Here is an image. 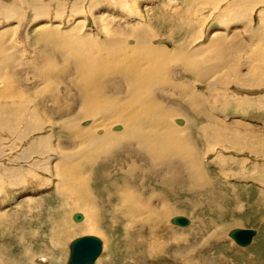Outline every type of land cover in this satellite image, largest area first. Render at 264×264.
Masks as SVG:
<instances>
[{
  "label": "bare ground",
  "instance_id": "bare-ground-1",
  "mask_svg": "<svg viewBox=\"0 0 264 264\" xmlns=\"http://www.w3.org/2000/svg\"><path fill=\"white\" fill-rule=\"evenodd\" d=\"M112 1L120 5L123 2ZM219 1L226 0H216L217 4ZM254 1H227V11L217 16L226 20L231 15L226 23H245L240 27L227 24V29L212 33L211 25L204 30L203 23L200 31L186 16L190 3H171V8L164 7L158 18L151 17L168 26L170 35L175 31L180 35L181 43L169 48L155 43L158 34L149 24L153 21L121 23L132 15L140 19L136 8L129 15L121 11L115 14L110 7L113 17L93 14L98 5L111 4L110 0L86 2L89 13L75 20L71 28L66 27L70 28H65L66 32L64 27L60 30L62 23L54 25L51 19H73L82 12L84 0H0V193L29 184H53L57 210L64 212L65 221L73 210H78L75 219L82 221L69 228L67 223L60 226L55 222L51 233L58 239L75 231L96 236L99 253L91 264L108 263L99 257L103 242L107 243L103 220L124 223L120 227L126 237L133 233L135 240L129 241L131 247L128 245L125 254L131 264H220L222 255L219 262L214 255L200 260L193 258L198 251L189 248L190 244L184 245L190 243L187 232L193 231L197 238L212 226L196 219V227L193 223L189 229L180 230L174 227L177 225L171 226L170 220L174 214H189V226L196 217L195 208L200 210L201 206L225 212L221 206L225 196L223 199L220 190L216 192L220 179L210 178L204 170L202 151H214L224 142L238 152L256 145V153L264 149L257 130L249 129L242 119H226L224 115L233 104L234 113L264 104V94H229L232 85L260 87L264 83L256 77L259 72H244L237 59L238 65L232 61L238 53L246 58L245 47L252 46L246 44L247 39L251 42L248 44H264V37H255L259 33L263 36L264 12L256 13L259 30L251 29ZM178 4L181 8L177 11ZM91 15L94 29L88 27ZM193 42L201 43L190 48ZM25 46L27 51L35 49L32 57H24L21 50ZM251 58L264 60V47ZM56 131L66 137H58ZM194 135L205 146L199 147ZM208 145L210 150H206ZM44 173L50 177L45 178ZM92 179L97 190L91 186ZM173 187L178 188V198L185 192L196 199L199 192L206 191L204 202L188 198L173 202L165 194ZM260 192L264 195L262 187ZM212 224L209 239L219 242L225 228L219 221ZM22 228L18 226L20 232L8 235H22ZM241 229L253 231L249 242L238 245L247 246L256 230ZM0 263L8 264L3 260Z\"/></svg>",
  "mask_w": 264,
  "mask_h": 264
},
{
  "label": "rangeland",
  "instance_id": "rangeland-1",
  "mask_svg": "<svg viewBox=\"0 0 264 264\" xmlns=\"http://www.w3.org/2000/svg\"><path fill=\"white\" fill-rule=\"evenodd\" d=\"M84 1L85 2H81L82 12L78 13L77 16H74L73 17L74 20L72 18L69 20L67 16L64 19H63L64 16L63 17L56 16V18L51 19L53 20L54 25L62 23L59 25L60 30L64 27L63 30L64 32H66V30L70 29L74 25L75 20L76 21L81 20L85 16H87V13H89V10L87 8L86 2H88L89 0L88 1L84 0ZM110 1H111V4L110 2L109 3L103 2L100 4L101 6L98 5L97 8L94 9L93 14L94 15L102 14L104 17L110 15V17H113L114 15L113 12L117 14L118 12L121 11V13L124 12L126 13V15H129L127 13H132L135 10L137 11V9H138L137 12L141 13V14L139 13V15L142 16L140 19H138L136 16H133V15L129 19L128 18L126 19L125 17V20L121 21L123 25L125 24L127 25L128 23L133 24V25L136 23H143V22H144L143 24L149 23L153 21L154 18H158L160 15H162L160 13H162V9H164V7L165 8L167 7V10H169L171 8L170 6L171 3L172 4L179 3V1L187 2V4L190 3L191 6L189 4L187 5L186 16H189L190 19L193 20V22L197 25L199 29L202 27L203 23H204V27H203L204 30L208 24L211 25L212 27L211 33L212 31L216 29H219V30L225 29L227 24L229 25V27L230 26L232 27L234 25H236L237 27H240L239 26L241 25L240 23L242 24L245 23V20H242V22L238 20V21H233L231 23H226V21L229 22V20H231L232 18L231 15H229L228 16L229 18L227 17L226 20H222V18L217 16L219 12L227 11V10H224L226 8L224 4L227 5L230 1H234V0H230V1L226 0L224 2L219 1L218 3L219 5L217 4L216 0L206 1V4L204 3L205 1L203 2V0H193V2L192 0L191 1L177 0V2L175 0H130V1L123 0V2H121V5L123 4L122 6L120 4H115L116 2L113 3L112 0ZM207 2H208L209 7L207 6ZM164 4L166 6H164ZM252 4L251 5L253 7H251V10H250V17H251L253 24H252L251 29L253 28L254 30V27H255V29L257 30L258 29L257 27L259 26L257 24H260V23L257 19L256 13H258L259 11L264 12V1L256 0ZM262 6L263 8L261 9ZM109 7L111 8V10H113V12L110 10ZM179 7L181 8V6L178 4L177 11L180 10ZM218 8H219V11H218ZM212 10L216 12L214 13L212 12ZM88 17H89L88 27L91 29L92 28L94 29L96 25H94L93 22H91L93 15L88 16ZM151 17L153 18V20ZM215 17H218L217 18L218 22L215 20L213 21L212 18L215 19ZM149 24H151L155 32L158 34L156 38L154 39L155 43L157 42L164 43L169 48L173 47V44L177 45L178 43H181L180 41L182 40H181L180 35H176L175 34L176 31L170 35V32H168V26H166L160 20L158 22H156L155 20L154 24L152 23H149ZM66 27H70V28H66ZM245 28L246 30L250 29V27H245ZM156 29L158 30V32L156 31ZM202 30L200 29V31ZM30 32H31L30 34H32V37H33L34 32L33 31H30ZM262 34L263 36L261 35V33L256 34L255 37H258V38L260 37L259 39L262 40L264 37V33ZM18 37H20V34H18ZM32 41H33L32 44L34 43L35 45L36 43L33 40V38H32ZM247 42L251 43L249 39H247ZM247 42H246L247 45H252V46L254 45L253 43L248 44ZM263 42H264V39H263ZM200 43L193 42L190 44V48ZM259 43H255L252 49H250V47L252 46H249V48L247 46L248 50H246L247 48L245 47V51L247 54L246 58L250 57L247 59L249 60L252 59L253 60L252 62L247 60L245 57H244L245 59L241 58L239 53H238V57L237 55H235V58H233L232 61L233 62L235 61L236 65H238L237 62L239 61V67L241 68L243 67L242 70L244 72L245 70L246 72H256V71L259 72L260 75L258 73L256 74V77L261 79V81L262 79L264 81V62H263L264 60H262L261 58H254V59L251 58L253 57L254 53L256 54V52H258V50L262 48V46L264 47V44L262 43L259 44ZM34 50L35 49L33 47H30L28 48V51H29L28 52L27 46H25L24 50L23 51L21 50V52H25L24 57H27V56L32 57L31 55L34 54L33 53ZM249 51L250 53L252 52L250 55H249ZM240 53L242 56H244V52L243 54H242V51ZM239 58L241 59L239 60ZM236 59L238 61H236ZM240 64H242L243 66ZM234 66L235 65H233V68ZM230 67L231 66H229V68ZM236 67L237 66H235V68ZM263 84L264 83H262V86L260 87L254 84L252 85V87H241L238 85H232L230 86L229 94L234 95V96L240 95V94L250 95V96H254V95L262 96L264 94ZM233 105L230 108H228L227 111L224 113V115L227 117L226 119H229V118L231 119L237 118L239 120L242 119L243 120L242 122H245L249 129L257 130L260 133V136H259L261 139L260 141L264 142V136H262L264 135V104H261L257 106L256 108H249L247 109V111H245L246 113L244 112V110L234 113ZM57 135L58 137H62V136L66 137V134L64 133L61 135V133L58 134L57 132ZM194 138L198 142L199 147L202 148L203 146H205V144H203V141L200 140V138L197 135L196 136L194 135ZM230 146L231 144H228V143L226 144V142H224V143L218 144L214 151H211V152L202 151V159H201L202 164L204 165V170L207 169L206 170L207 173L209 175L211 174L210 178L214 177L217 181L220 179L218 181V185L220 188L216 192L220 190L218 194L220 193L219 195H222L221 196L222 198L225 196V200L221 204V206L225 209V212H220V211L213 212L215 208L212 209V207L210 206L208 207L201 206L200 210L199 208L198 210L197 208H195L196 217L192 218L193 222L189 226H188L189 222L187 225L180 226V227L174 226L173 224L172 225L169 224V225L174 226L180 230H184V229H189L193 223L196 227L197 226L196 219H199L200 220L199 223H202V224L204 223L207 227L212 226L210 227L211 229L209 228L212 231L214 228L212 223L219 221L222 224V227L225 228L224 233L222 237L220 238L219 242L217 241L213 242L209 239L210 237L209 235H211L209 232L210 231L209 229L206 231L204 230L205 232H207V234H205L204 232L205 235L203 236L201 235L197 238L194 236L195 234L193 231H189L186 233V237L188 238L190 243L186 242L184 243V245L190 244L188 245L189 248L193 249L195 252L198 251L196 257H193V258H199L200 260H203L205 257L214 255L216 260L219 262L220 256L222 255L220 264H264V197H262L264 195L262 192H260L261 187L264 189V182L258 179L261 177L264 180V173H261V171H264V149L263 151L260 150V152L256 153L254 150L258 148V146L256 145L255 147L244 148L241 152H238V151H234ZM220 148L221 150H223V152L220 150ZM208 149L210 150L211 146L209 145L206 146V150ZM86 171L88 172L89 170H86ZM244 172H247V173L243 175ZM247 174H249V177ZM43 175L44 177L45 176L50 177L46 173H44ZM244 176H247V177H244ZM52 185L48 181V182H42L41 184H34V185L29 184L21 188H14V189H11V191L9 190L7 193L1 192L2 195L0 193V200H1L0 218L5 217L4 220H0V261L2 260L4 262L6 261V263L8 262V264H66V260L68 257L69 242L75 237L87 235V234L78 233L77 231H75L73 235L70 234L66 238H64L63 236L61 239H58L57 237L53 236V234L51 233V225L54 224L55 222H58L60 226H64L67 223L68 228H69V227L74 226L75 223L81 222L82 220L77 221L75 219V215L78 214V210H73V213L71 212L69 216L67 217V220L65 221L64 217H66V215L64 214V212L62 210L61 211L57 210L59 202L54 196L57 191H55L54 186ZM102 185L104 184L101 182L100 183L101 188L103 187ZM91 186L94 190L98 189V186L95 184L93 179L91 181ZM162 190L165 191V188ZM205 192L206 191L199 192L200 194L197 196L196 199H192L193 197H191L189 193L186 194L185 192H183L181 197L178 198L177 197L178 188L173 187L171 191L166 192L165 194L170 196L173 199V202H175L176 200H185L186 198H188L192 200H197L198 202L202 203L204 202V200L202 199L203 198L205 199V196H206ZM260 193H261V196L258 197ZM232 197H237L238 199H236V201L234 200L230 201L229 199H231ZM259 198H260V200H258L259 204H257L256 201ZM103 199L105 203L106 194L104 195ZM180 211H183V208H180ZM175 215H179V214H174L171 216H175ZM188 215L183 214V216H185L189 220L192 216H190L189 218ZM71 216L73 219H71ZM114 223L117 225H115ZM123 224L124 223L119 224L117 223V221L107 222L103 220L102 222V230L106 233L107 243L103 242V249L101 250V254L99 255V257L105 261L108 260V263L106 264H124V263L131 264V261H127L125 259V256L127 255L126 253L129 252L128 250L131 247L129 241L135 240V239H134L133 233L130 238L126 237V234L123 232V228H121ZM209 224H212V225H209ZM198 225L200 226L199 228H202L200 224ZM18 226H23L22 235H19V236H15L14 234L8 235L9 233H12V232L14 233L15 230H18L20 232L21 230L16 229ZM181 227H185V228H181ZM232 228H252L256 230V234L253 237L250 244H248L247 246H238V244L234 243L233 240L230 239V237L227 234L228 231ZM193 240L195 241L193 242ZM104 244H107V245H104ZM194 244H197V245L194 246ZM57 245H59V249L61 250V263H59L58 261L59 255H57L58 253ZM184 245L181 244L180 246L184 248L185 250ZM192 246H194L195 248ZM251 255L253 257L252 259H251ZM248 257H250V259Z\"/></svg>",
  "mask_w": 264,
  "mask_h": 264
},
{
  "label": "water",
  "instance_id": "water-1",
  "mask_svg": "<svg viewBox=\"0 0 264 264\" xmlns=\"http://www.w3.org/2000/svg\"><path fill=\"white\" fill-rule=\"evenodd\" d=\"M170 222L177 226H185L188 219L182 215L171 217ZM228 236L238 245H244L250 241L253 231L250 229L232 228ZM99 239L94 235H83L73 238L68 244V257L66 264L91 263L99 253Z\"/></svg>",
  "mask_w": 264,
  "mask_h": 264
}]
</instances>
